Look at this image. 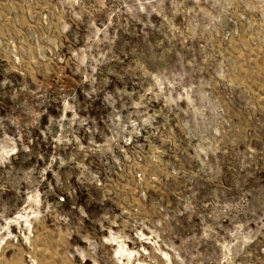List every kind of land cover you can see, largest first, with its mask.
<instances>
[{
    "label": "rangeland",
    "instance_id": "obj_1",
    "mask_svg": "<svg viewBox=\"0 0 264 264\" xmlns=\"http://www.w3.org/2000/svg\"><path fill=\"white\" fill-rule=\"evenodd\" d=\"M0 264H264V0H0Z\"/></svg>",
    "mask_w": 264,
    "mask_h": 264
}]
</instances>
